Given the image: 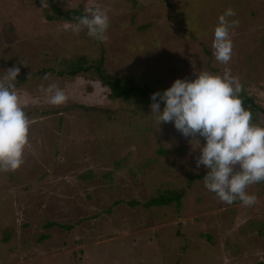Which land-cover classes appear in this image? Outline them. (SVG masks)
<instances>
[{"label":"rangeland","instance_id":"rangeland-1","mask_svg":"<svg viewBox=\"0 0 264 264\" xmlns=\"http://www.w3.org/2000/svg\"><path fill=\"white\" fill-rule=\"evenodd\" d=\"M53 1L63 11L105 9L107 39L72 32L76 21L49 20L45 0H0V75L12 65L27 75L14 83L30 121L22 164L0 169V264L264 262V181L246 189L257 196L253 205L220 201L198 177L207 169L195 163L197 140L150 113L151 91L225 67L264 107V0ZM226 8L239 23L225 65L211 44ZM101 52L105 71L148 85L147 102L111 98L93 70L57 72L79 54ZM50 83L64 103L48 102L40 86ZM255 116L252 123L264 124ZM183 189L179 206L129 204Z\"/></svg>","mask_w":264,"mask_h":264},{"label":"clouds","instance_id":"clouds-1","mask_svg":"<svg viewBox=\"0 0 264 264\" xmlns=\"http://www.w3.org/2000/svg\"><path fill=\"white\" fill-rule=\"evenodd\" d=\"M85 12L67 27L74 33L86 29L88 36L106 40L107 11L97 6ZM229 17H235L232 8H226L217 17L211 44L215 59L225 65L232 54L230 29L239 23ZM19 72L20 68L12 65L0 75V169L3 170H15L22 164L28 142L30 121L14 83ZM40 87L49 94L51 104H62L67 99L55 83ZM241 90L239 78L228 67L222 73L199 71L193 79L176 78L163 91L153 92L150 113L158 125L171 121L183 136L197 140V146L192 145L200 149L195 163L207 169L203 184L208 191L222 202L231 204L239 200L250 206L257 196L246 191L247 187L264 181V124L251 122V111L243 106L239 96ZM197 134L205 139L203 145Z\"/></svg>","mask_w":264,"mask_h":264},{"label":"trees","instance_id":"trees-1","mask_svg":"<svg viewBox=\"0 0 264 264\" xmlns=\"http://www.w3.org/2000/svg\"><path fill=\"white\" fill-rule=\"evenodd\" d=\"M48 4H50V8L52 9L51 12H46V17L49 20H66V21H76V19L84 15V12L81 10H75V9H69L68 11H63L61 7L58 6V4L53 0H45ZM39 3L40 0H37ZM41 4V3H39ZM11 32V29H9ZM3 34V33H2ZM16 38L15 32H11V36L9 39L14 40ZM97 40V39H95ZM98 42H102L97 40ZM100 59H91L88 58L85 54H79L74 59L70 60V63L68 64L66 69H59L57 72L59 74L68 73L69 75H77L81 72H89L93 70L98 79L109 88L110 93L109 96L111 98H120L126 101H132L139 99L140 101L147 102L149 100L148 98V91H150V88L147 84H140L137 81H135L132 78H128L125 76H116L113 75L103 68L104 63V53L101 52ZM1 62V61H0ZM2 63H0L1 66ZM18 81L17 83H22L26 80L27 75L18 74ZM163 91V90H158ZM156 92L155 90L151 91ZM239 96L242 100V104L245 108L249 109L251 111L252 117L256 118L255 115L258 113H261L264 115V107H261L259 104L255 102V99L253 96H250L246 94L245 92H240ZM158 99V98H157ZM161 104L163 106V102L161 101ZM207 171V170H206ZM206 171L203 173L206 174ZM203 174H198V177L204 176ZM186 190L183 189L181 191L176 190H164L160 192L158 195L151 197L145 202H140L138 200H130L129 204L134 206L135 204H143L145 207H152V206H165V205H171L172 203H176L178 206L181 205V199L184 196ZM122 202V200H118L116 203ZM177 206V207H178ZM50 225H54L53 222H50ZM260 264H264V262H261Z\"/></svg>","mask_w":264,"mask_h":264}]
</instances>
